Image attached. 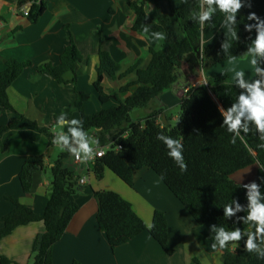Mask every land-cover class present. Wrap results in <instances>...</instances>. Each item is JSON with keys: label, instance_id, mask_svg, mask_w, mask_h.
<instances>
[{"label": "trees", "instance_id": "1", "mask_svg": "<svg viewBox=\"0 0 264 264\" xmlns=\"http://www.w3.org/2000/svg\"><path fill=\"white\" fill-rule=\"evenodd\" d=\"M30 1L32 0H18L21 5ZM154 1L158 2V0ZM129 4L136 12L133 29L142 31L143 26L148 25L150 33L155 31L166 33L167 38L162 47L158 50L151 48L152 60L148 67L140 68L138 62L127 70L119 72L121 65L101 46L95 87L103 104H108L111 100L117 103L101 111L87 113L85 103L91 99V94L78 91V98L63 111L67 113L66 118H69L72 112L79 111L84 130L89 135L95 131L99 144L113 142V148L104 156L97 158L93 164L96 177L102 179L106 169H110L125 183L133 186L134 169L150 167L162 178L198 223L223 225L229 230L233 227L248 230L249 226L242 222L233 225L235 217L226 221L223 218V206L230 203L233 198L238 199L241 204H247L246 189L240 187L232 176L257 162L264 165V149L257 148L260 141L251 133L246 137V141L249 148L256 153L255 156L239 140L236 145H231L229 143L231 134L220 126L223 117L217 105L231 106L236 95L241 91L237 86H231L227 71L224 75L214 77L209 84L191 86L185 92L181 98L180 112L175 124L172 122L163 124L159 121V117L164 112L163 108L151 111L144 118L135 120L132 117L134 110L148 109L155 100L160 99L166 89L179 80V70L184 62L198 51L205 32L220 26L223 21L222 14L217 12L213 16L212 23L201 30L200 25L189 17L191 11H199L197 0H191L187 5L181 2L178 7H171L167 13L160 11L158 20H153L149 16L146 0H133ZM46 8L45 0H35L29 12L32 22H39ZM252 11L264 18V0H259ZM239 15L237 29L240 40L233 42L230 50L241 51L243 48L247 50L248 43L256 34L254 29L251 33L244 30V11L241 10ZM224 38V32L219 33L215 46L220 47ZM70 40L61 54L59 64L45 63L39 66V70L49 72L60 83L68 82L69 72L74 74L73 79L76 80V66L83 61V55L72 36ZM238 55L242 56V53ZM195 59L197 58H192L193 64L196 63ZM208 59L204 56L202 58L201 63L205 71L212 69V66L218 62L206 64ZM31 65L30 61L20 62L16 59L7 61L6 69L0 72V112L18 113L10 101L8 89L25 68ZM260 66L264 67V63ZM134 71H136V79L128 81L111 94L105 91L103 85L105 75H109L114 80H121ZM123 94H127V97L123 98ZM60 115H56L55 119L57 120ZM21 124H28L40 131L50 133L48 128H41L36 121L19 114L15 122L0 125L1 151L5 152L8 149L7 140L2 139L4 134ZM158 133L181 139L184 145L183 155L188 165L186 172L182 173L168 157L166 146L156 138ZM118 144L122 145L119 150L116 149ZM68 156L69 153L64 151L50 169L52 191L43 214H39L19 199L10 198L14 208L2 218L4 227L0 229V239L10 235L21 225L44 221L46 230L36 237L33 245V264H54L53 246L62 238L79 210V204L73 198L78 189L79 175L65 167L64 160ZM47 168L45 155H31L26 159L19 175L24 193L33 191L34 175ZM258 170L259 178L264 172ZM258 178L257 183H260ZM261 190L264 191V185ZM93 193L98 203V223L113 250L130 242L142 232L149 231L164 250L168 253L173 252L169 246L168 219L163 211H155L152 223L155 227L150 230L131 202L117 191L94 190ZM237 215H246V213L241 212ZM211 234L214 238V233ZM246 239L245 236L237 251H234L231 245L223 250L225 264H264V260H258L254 254L244 251ZM73 264L83 263L75 261Z\"/></svg>", "mask_w": 264, "mask_h": 264}, {"label": "crops", "instance_id": "2", "mask_svg": "<svg viewBox=\"0 0 264 264\" xmlns=\"http://www.w3.org/2000/svg\"><path fill=\"white\" fill-rule=\"evenodd\" d=\"M34 1L28 4L30 8ZM45 1L47 8L39 22L34 23L23 14L18 0H0V72L6 69L10 59L32 63L9 87L10 101L19 114L50 131L48 133L21 124L2 137L7 140L8 149L5 152L0 150V229L4 227L2 218L14 208L10 198L19 199L39 214L45 212L52 191L50 169L64 152L52 140L56 131L67 132V126L63 129L57 127L55 116L62 114L78 98L77 92L91 94V99L85 103L87 113H95L117 103L111 100L103 104L95 87L101 46L121 65L119 72H122L138 62L140 68L148 67L152 60L151 48L158 50L164 43L155 41L150 32L133 29L136 12L129 4L133 0ZM181 2L146 0V9L153 20H158L160 11L167 13ZM222 24L223 21L220 29ZM213 31L207 30L211 34L203 42L208 43L212 39L216 34ZM71 36L83 55V61L76 66V80L73 79L74 74L69 72L68 82L60 83L49 72L39 70V66L45 63L59 64ZM214 68L207 74H212ZM185 69V74H192L191 77L204 73L201 68L197 73L194 67ZM228 73L232 80L233 73ZM134 79L136 71L121 80L105 75L103 85L105 91L111 94ZM179 80L148 108V113L153 111L152 105L154 109H164L159 117L163 124L178 120V114L174 115L172 109L180 106L185 94L184 89L177 86ZM122 97H127V94ZM18 113L0 112V125L15 122L19 118ZM73 118L81 119L82 115L74 111L67 119ZM31 155H45L48 168L34 175L33 191L26 194L19 175ZM64 165L79 175L78 189L73 196L79 210L62 238L53 246L54 264H73L75 261L83 264H225L224 251L211 248L214 238L210 224L198 223L152 168H135L133 186H130L110 169H106L104 177L98 179L92 165L80 163L70 154L64 160ZM82 178H86L84 184L81 183ZM94 190L117 191L131 202L147 225L153 223L156 210L163 211L168 219L169 246L173 252L164 250L149 231L113 250L97 220L98 203ZM45 230L44 221H36L21 225L10 235L1 238L0 264H33L35 239ZM237 250L235 247L234 251Z\"/></svg>", "mask_w": 264, "mask_h": 264}, {"label": "clouds", "instance_id": "3", "mask_svg": "<svg viewBox=\"0 0 264 264\" xmlns=\"http://www.w3.org/2000/svg\"><path fill=\"white\" fill-rule=\"evenodd\" d=\"M191 0H182L184 4H190ZM199 11H191L189 17L194 22L200 25L201 30L211 24L213 16L219 12L223 16L222 28L225 38L221 42L220 50L225 57L234 59L230 49L233 47V42H238V20L237 14L242 8H251V0H197ZM146 13V17H147ZM243 20L254 21V23H244V30L251 33L255 30V37L251 38L248 43L245 58L250 57L252 78L245 79V71L231 69L233 72L231 86H237L241 91L231 103L229 107L217 105L218 111L223 117L220 124L227 133L231 134L229 143L236 145L237 140L244 145L249 152L255 156L256 153L249 148L246 137L251 133L256 135L260 141L257 148L264 149V67L260 65L264 63V18L257 15L256 12H248ZM144 33L149 32V26L144 25L142 28ZM152 37L157 42L166 40V33L155 31L151 33ZM247 39V38H246ZM221 75H224L221 73ZM197 83L201 86L209 83L207 78L198 80ZM67 113H62L56 121L58 128L63 129L67 126V132L56 131L52 143L61 151H66L74 156L76 160L87 162L94 160V147L98 146L99 140L90 136L83 128L81 119H67ZM99 131V129H97ZM167 148V155L170 157L179 170L183 173L188 169L185 161L183 150L184 145L181 139L172 138L171 136L158 133L156 137ZM96 155L103 156L104 152H96ZM261 172H264V165L257 162ZM260 183L251 181L246 184H239L240 187L246 189L247 204H241L238 199L233 198L230 203L223 206V218L227 221L235 217L233 225L242 222L248 225L249 229L244 230L240 227H233L231 230L223 225L212 224L210 231L214 233V241L211 248L214 251L233 248L239 245L243 237H247L244 242V251L249 254H254L258 260H264V191L261 190L264 185V175L258 178ZM244 212L246 215H237ZM147 227L151 230L155 227L154 224H148Z\"/></svg>", "mask_w": 264, "mask_h": 264}, {"label": "rangeland", "instance_id": "4", "mask_svg": "<svg viewBox=\"0 0 264 264\" xmlns=\"http://www.w3.org/2000/svg\"><path fill=\"white\" fill-rule=\"evenodd\" d=\"M259 2V0H251L252 3V7L251 8H242L241 10L244 11L245 13V17L247 15L248 12H251L253 10V8L255 7V5ZM237 20L239 22L240 20V15L239 13L237 14ZM244 22H247L246 20H244ZM225 31V29L223 28H217V31L214 30L213 32H216V34L214 36H212V39L206 43V42H201L199 49L197 52H195L191 58H188L186 60L185 66L183 65V67L179 70V82H178V88H183L184 91L195 85H199L197 83L198 80H201L203 78H207L209 83L213 81L214 77L221 75V73H225L226 71L228 72H232L231 69H235V70H243L245 71V79H251L252 78V71H251V65L249 63L250 57L245 58V55H243L246 51V48H243L240 50H230L232 56L234 57V59H231L229 57H225L223 53H221L220 55H217V52L220 50L219 46H215L216 45V41H217V37L218 34ZM211 34L209 32H205L203 39H207L208 35ZM245 36V35H244ZM240 52L242 53V56L238 55L240 54ZM204 57H208L209 59L207 60V63H211L214 61H218L217 63H215L212 66V69L214 68V71L212 74H207V71L204 70L203 66H202V58ZM192 58H197L195 59L196 63L193 64L192 63ZM228 60V61H226ZM226 61V62H224ZM223 62V63H221ZM191 66V67H189ZM196 68V73L198 72V70L201 68L203 72H201L200 74H194V77H191L192 74H185V68L187 69H191V68ZM201 71V70H200ZM233 73V72H232ZM192 82H194L192 84ZM208 83V84H209ZM154 105H152L151 110H155L154 109ZM150 111V109H136L133 111L132 113V117L137 120L140 116L141 117H145L147 115V113ZM180 112V106L173 108L172 109V113L174 115L178 114L179 115ZM177 122V120L175 122H173L174 124ZM259 166L257 164H253L250 167L246 168V169H242L238 172H236L232 178L235 179L236 181H238L241 184H246L249 183L251 181H256L257 182V178H258V170ZM244 237L242 238V240L239 242V245L237 246V248H239L241 246V243L243 241Z\"/></svg>", "mask_w": 264, "mask_h": 264}, {"label": "built area", "instance_id": "5", "mask_svg": "<svg viewBox=\"0 0 264 264\" xmlns=\"http://www.w3.org/2000/svg\"><path fill=\"white\" fill-rule=\"evenodd\" d=\"M29 3H30V2H27V3H25L24 5L21 6V7H23V8H22V10H23V14L26 15V16H29V12H30V7L28 6ZM189 88H190V87H189ZM189 88H187V89L185 90V92H187ZM90 136L96 138V132L93 131V132L90 134ZM96 139H97V138H96ZM93 147H94V149H95V151H94V153H93V155H94V160H90V161H87V162H81V161H78V160H77V161L80 162V163H83V164H85V165H87V166H89V165H92V166H93V164H94V162L97 160V158L102 157V156L96 155V152L103 151V152H104V155H105L106 152H107L108 150H110V149L113 148V142H108V143H106V144H99L98 146H93ZM121 148H122V145H121V144H118L117 147H116L117 150H119V149H121ZM104 155H103V156H104ZM85 182H86V178H82V179H81V183L84 184Z\"/></svg>", "mask_w": 264, "mask_h": 264}]
</instances>
